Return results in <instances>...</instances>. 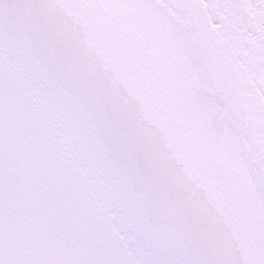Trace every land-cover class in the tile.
<instances>
[{
    "label": "snow or ice",
    "instance_id": "snow-or-ice-1",
    "mask_svg": "<svg viewBox=\"0 0 264 264\" xmlns=\"http://www.w3.org/2000/svg\"><path fill=\"white\" fill-rule=\"evenodd\" d=\"M0 264H264V0H0Z\"/></svg>",
    "mask_w": 264,
    "mask_h": 264
}]
</instances>
